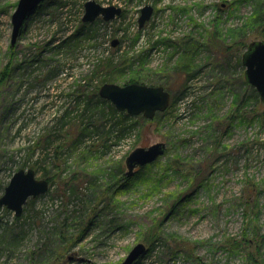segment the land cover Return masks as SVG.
Segmentation results:
<instances>
[{
	"label": "rangeland",
	"instance_id": "1",
	"mask_svg": "<svg viewBox=\"0 0 264 264\" xmlns=\"http://www.w3.org/2000/svg\"><path fill=\"white\" fill-rule=\"evenodd\" d=\"M19 1L0 0V198L20 169L50 188L22 220L0 208V264H122L139 243L135 264H264V103L242 63L264 40V0H94L123 14L93 23L90 0H45L12 46ZM143 4L155 13L140 30ZM134 80L172 102L122 134L95 94ZM157 143L165 155L128 177L131 152Z\"/></svg>",
	"mask_w": 264,
	"mask_h": 264
},
{
	"label": "water",
	"instance_id": "2",
	"mask_svg": "<svg viewBox=\"0 0 264 264\" xmlns=\"http://www.w3.org/2000/svg\"><path fill=\"white\" fill-rule=\"evenodd\" d=\"M45 0H20L17 9L12 16L13 33L12 46L16 45L22 28L28 16ZM154 7L147 5L142 8L139 18V26L143 28L151 19ZM122 14V9L116 6L105 7L94 0L85 4L84 23H93L98 18L111 21ZM118 41H113L117 46ZM242 63L246 67L245 79L255 87L260 100L264 103V40L251 42L242 57ZM99 96L111 102L115 108L129 115H143L152 120L158 113L166 112L172 102V94L164 86H150L146 84L131 83L124 86L106 83L99 89ZM167 150L165 143H157L148 148H137L126 159L128 171L126 175L132 176L137 169H143L156 162L165 155ZM50 182L46 178H38L33 169H20L17 171L4 195L0 198V208L5 207L12 211L16 217H21L28 200L42 196L48 192ZM147 251L143 243L137 244L128 254L122 264H135Z\"/></svg>",
	"mask_w": 264,
	"mask_h": 264
},
{
	"label": "trees",
	"instance_id": "3",
	"mask_svg": "<svg viewBox=\"0 0 264 264\" xmlns=\"http://www.w3.org/2000/svg\"><path fill=\"white\" fill-rule=\"evenodd\" d=\"M244 1H246V0H244ZM254 18H252V20H254V21H259V22H262V23H264V10H262L261 9V11L260 10H256V12L254 13ZM216 21V20H215ZM84 25V24H83ZM216 32H217V30H216ZM82 33V30L81 29H79L78 31H77V33L76 34H73L72 36H70V39H76V38H79L80 36H78L79 34H81ZM64 43L62 44L61 42H59L57 45H56V47L55 48H57L58 49V51H60L64 46ZM192 59V58H191ZM141 61H143V59H141ZM109 62V65L112 63V60L111 61H108ZM122 62H123V64L125 65V66H127L128 64H135V62H132V60L131 59H122ZM132 62V63H131ZM144 62V61H143ZM186 67H188V66H186ZM190 67L191 66H189V68L187 69V72H189V70H190ZM190 77H191V74L188 76V78H187V81H188V79L190 80ZM131 83H139V84H146V83H141V82H139L138 80L136 81V80H134V81H130L129 83H127V84H131ZM188 83V82H187ZM187 85V84H186ZM165 87V86H164ZM253 88V90H252V92H253V94H254V97L252 96V98H253V100L255 101V103H258V102H260L261 100H260V96H259V94H258V92H257V90L254 88V87H252ZM184 91H186V87L184 88ZM95 96H96V100H95V103H96V107L97 108H99L100 110H101V115H103V116H107V115H116L117 113L119 114V122H118V124L120 125V133H125V131L126 130H130L133 126H135V123L133 122L132 124H130V125H127V123H126V121H128L129 119H131V116L128 114V113H119L118 111H117V109L114 107V105H112V104H107L106 103V101H103L102 99H100V98H98V95H96L95 94ZM89 105V104H88ZM103 105H105L107 108H109L108 110L107 109H105V108H102V106ZM104 106V107H105ZM89 109V106H87V108L85 109V110H88ZM120 173L121 174H123V169H121V171H120ZM38 198H36V199H30L29 201H28V205L27 206H31V204L33 203V202H35L36 200H37ZM180 200V199H179ZM181 202V200L180 201H178V203H180ZM7 211V210H6ZM23 218H25V216L24 215H22L21 217H15V219L16 220H22ZM245 240H246V242L249 244L250 243V240H248V238L245 236V238H244ZM250 259H252V256H250Z\"/></svg>",
	"mask_w": 264,
	"mask_h": 264
},
{
	"label": "built area",
	"instance_id": "4",
	"mask_svg": "<svg viewBox=\"0 0 264 264\" xmlns=\"http://www.w3.org/2000/svg\"><path fill=\"white\" fill-rule=\"evenodd\" d=\"M164 1V0H163ZM168 1H171V0H168ZM173 2H176V1H179V0H172ZM144 5V4H143ZM143 6H141V8H142ZM141 10V9H140ZM170 10H171V7H169L168 9H165V15H164V20H163V18H162V16H160L162 13H163V11L159 14V16L157 17V16H155L154 17V19H155V26H153L154 28H153V30H155V31H160V30H162V29H164L165 28V22H166V18H168V15H169V13H170ZM140 13V12H139ZM140 16V15H139ZM119 18H117L116 19V21H119L118 20ZM120 19H122V17H120ZM138 19H139V17H137V19H136V26H137V28L139 29V25H138ZM153 19V20H154ZM152 22V20L150 21V23ZM150 23L144 28V30L147 28L148 29V27L150 26ZM152 25H153V22H152ZM152 27V26H151ZM141 30V29H140ZM143 36H145V31L143 32ZM156 52V51H155ZM159 62H161L162 60H164L165 59V53H162V52H160V50H159V52H158V55H157V57H155Z\"/></svg>",
	"mask_w": 264,
	"mask_h": 264
},
{
	"label": "flooded vegetation",
	"instance_id": "5",
	"mask_svg": "<svg viewBox=\"0 0 264 264\" xmlns=\"http://www.w3.org/2000/svg\"><path fill=\"white\" fill-rule=\"evenodd\" d=\"M157 1V2H156ZM159 2V0H155V4H157Z\"/></svg>",
	"mask_w": 264,
	"mask_h": 264
}]
</instances>
